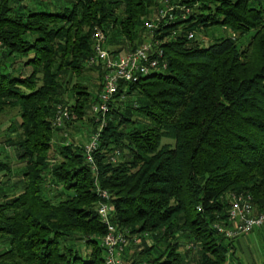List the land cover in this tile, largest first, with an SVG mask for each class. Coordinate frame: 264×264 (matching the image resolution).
<instances>
[{
  "label": "trees",
  "instance_id": "obj_1",
  "mask_svg": "<svg viewBox=\"0 0 264 264\" xmlns=\"http://www.w3.org/2000/svg\"><path fill=\"white\" fill-rule=\"evenodd\" d=\"M157 1L70 0L49 11L40 0H0V114L17 110L22 164L13 180L0 159V264H106L95 180L109 193L112 224L132 237L131 264H225L235 239L213 225L227 222L228 195L250 194L264 209V0H179L185 18L176 9L154 35L167 67L120 82L96 170L82 144L63 137L55 145L59 103L96 128L89 111L98 92L84 79L95 70L101 89V64L87 63L94 29L132 49ZM181 24L186 32L174 35ZM216 25L229 35L196 38ZM181 235L193 245L186 255L197 247L194 257L181 254Z\"/></svg>",
  "mask_w": 264,
  "mask_h": 264
},
{
  "label": "built area",
  "instance_id": "obj_2",
  "mask_svg": "<svg viewBox=\"0 0 264 264\" xmlns=\"http://www.w3.org/2000/svg\"><path fill=\"white\" fill-rule=\"evenodd\" d=\"M160 9L156 20L145 19L143 26L146 31L145 39L136 47L129 50L112 52L105 46L106 35L100 28H95L92 33L93 54L88 57L90 65L101 64L103 69L101 89L97 94L96 101L91 106L92 119L96 124L83 145L85 162L95 171L94 151L97 148L101 130L106 125V114L109 103L114 100V95L119 84L123 82H136L140 76H146L155 71L165 70L167 61L163 58V50L159 46L160 40L155 39V30L163 24L167 25L175 20L176 8L182 10L181 19L188 13V7L169 6ZM189 37L193 33H189ZM71 119V113L67 105L59 103L56 105L53 114V126L61 127ZM115 155L111 161L117 159ZM94 191L99 198L96 206V213L100 221L106 226L107 232L100 239L104 250L106 264H131L130 260L124 258L126 248L131 243V236L125 231L118 230L111 222V207L107 202L109 193L94 182ZM229 207L227 210L226 223L216 222L214 228L227 239H237L248 236L255 228H264V209L257 211L252 203V197L246 193H230L228 195ZM138 239L133 237V242ZM193 245L188 244V248ZM140 264H150L148 261H141Z\"/></svg>",
  "mask_w": 264,
  "mask_h": 264
},
{
  "label": "rangeland",
  "instance_id": "obj_3",
  "mask_svg": "<svg viewBox=\"0 0 264 264\" xmlns=\"http://www.w3.org/2000/svg\"><path fill=\"white\" fill-rule=\"evenodd\" d=\"M40 1H41L43 6L45 5V7H48V9L45 8L47 10H49V9L53 10V5L59 6V4H63V3H65V1L67 2L66 4H68L70 2V0H40ZM26 3H28L29 6H32L31 1L26 2ZM168 4H169V6H179V7L185 6L186 7V5L180 3L179 0H158L155 7L151 10L152 12L147 17V19L155 21L157 16H158L159 10L166 8L165 5H168ZM176 9H178V8H176ZM174 30L175 31H173V33H174V35H176L177 33L186 32L187 29H185V27H183V24H181ZM110 35H111V33H109V34L107 33V41H106L105 46L108 49H114L117 46V47L122 48L121 50H127L126 45L124 44L125 42H122V40H124V39H122L121 42H119L118 44H115V43L111 44V42L109 41ZM226 35H229V31L220 25H216V26L208 28L206 30L199 29V30H196V32H195L196 38L198 40L202 39L205 44H206V42H209L212 39H215L217 37L226 36ZM145 36H146V31L141 32V38L143 40L145 39ZM166 38H168V37H166ZM84 79L86 81H88L89 86H90L89 89L92 90V93L95 94L96 92H99L97 90V87L99 86V82H98L97 72L95 70H86L84 73ZM134 98H135L134 95H130L128 99L132 102V101H134ZM16 113H17L16 109H8L6 112L0 114V130H2L3 128L8 126V123L12 122L13 119L17 117ZM89 117L90 118L92 117L91 109L89 111ZM74 118H75V115L71 114V119L69 120L70 125L65 129H64V124L60 127V128H62L63 132L58 133L57 138H54V141L56 142L55 145H59L63 141V137L69 141L81 143L82 145L87 143L88 138H89L88 133H90V131L93 129L91 121L87 117H84L80 121H75ZM76 134H77V136H76ZM14 136H17V135L14 134ZM4 141L5 140L2 137V134L0 132V146H2V147L5 146ZM5 147L8 148L7 146H5ZM8 150H12V148H9ZM10 153L12 155V159L14 160L13 161L14 166H16L17 168L21 167L22 164L17 163V161H16V157L14 155L15 153L13 154V151H10ZM245 238L248 239L247 243L251 248L256 247L257 251L260 252L261 255L264 256V228H255L248 236H245ZM176 240H178L180 242V252H181V254L184 255L185 258L186 257L188 258V255H189V257H194L193 255H195V253L197 252V247H193L192 250L188 253V255H186V252H187L186 249H188L187 246L190 243L189 240L185 239V237H183V235L178 236ZM149 242L151 243V241H149ZM160 247L161 246H157L154 249L155 252H153V255H155L154 253H156ZM82 248L86 249L84 246ZM134 248L135 247L132 246L130 249L133 250ZM83 251H85V250H83ZM126 251H128V250H125V252ZM144 259H146V258H144Z\"/></svg>",
  "mask_w": 264,
  "mask_h": 264
},
{
  "label": "crops",
  "instance_id": "obj_4",
  "mask_svg": "<svg viewBox=\"0 0 264 264\" xmlns=\"http://www.w3.org/2000/svg\"><path fill=\"white\" fill-rule=\"evenodd\" d=\"M17 119L19 121V118L16 117L13 119L12 122L8 123V126L0 130L2 137L5 140L4 145L8 147L6 148L5 146L3 147L0 146V159L11 163L12 170H13V177H12L13 180L19 178L17 176L18 175L17 172L19 171V168H21V167L17 168L16 166H14L13 164L14 160L12 159V155L10 153V151H13V154L15 153L14 155L16 157V149L14 147L13 141L16 137L14 136V134L18 135L19 133L18 129L14 130L15 125L17 123ZM90 133H88V137ZM9 148H12V150H8ZM247 242H248V239L245 237H240V238L235 239L233 241V249L228 253V257L226 259L225 264H264V256L261 255V253L257 251L256 247L251 248ZM0 249H1V246H0Z\"/></svg>",
  "mask_w": 264,
  "mask_h": 264
}]
</instances>
